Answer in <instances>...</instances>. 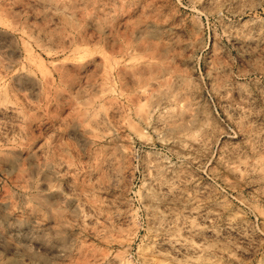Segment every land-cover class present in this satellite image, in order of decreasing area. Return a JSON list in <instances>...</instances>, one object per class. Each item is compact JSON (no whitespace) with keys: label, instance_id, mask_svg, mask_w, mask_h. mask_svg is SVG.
<instances>
[{"label":"rangeland","instance_id":"374dc122","mask_svg":"<svg viewBox=\"0 0 264 264\" xmlns=\"http://www.w3.org/2000/svg\"><path fill=\"white\" fill-rule=\"evenodd\" d=\"M0 264H264V0H0Z\"/></svg>","mask_w":264,"mask_h":264}]
</instances>
